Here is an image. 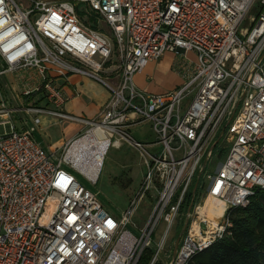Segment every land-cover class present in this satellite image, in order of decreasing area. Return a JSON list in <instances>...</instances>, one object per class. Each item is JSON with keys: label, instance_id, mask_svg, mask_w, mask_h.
Here are the masks:
<instances>
[{"label": "built area", "instance_id": "obj_1", "mask_svg": "<svg viewBox=\"0 0 264 264\" xmlns=\"http://www.w3.org/2000/svg\"><path fill=\"white\" fill-rule=\"evenodd\" d=\"M26 1L0 0V75L19 74L21 95L42 91L53 108L34 102L14 109L0 93V264H137L147 249L148 264H189L230 236L228 211L264 190V0H79L82 17H94L97 28L83 22L74 2ZM246 18L251 27L242 28ZM167 53L181 57L173 64L181 83L160 93L137 89L135 75ZM70 74L109 90L97 118L62 111L65 97L55 78ZM16 112L24 114L22 130L13 122ZM41 115L78 119L84 134L61 153L47 152L34 138ZM144 121L155 140L142 144L125 129ZM96 127L106 138L105 154L127 142L144 166L139 188L118 216L73 173L97 183L105 154L98 173L87 175L73 166L72 153ZM222 137L229 148L210 173ZM152 190L153 210L137 228L135 210ZM208 197L224 205L222 215L199 212ZM179 215L182 231L166 247ZM160 220L165 228L154 247Z\"/></svg>", "mask_w": 264, "mask_h": 264}, {"label": "rangeland", "instance_id": "obj_2", "mask_svg": "<svg viewBox=\"0 0 264 264\" xmlns=\"http://www.w3.org/2000/svg\"><path fill=\"white\" fill-rule=\"evenodd\" d=\"M15 1L18 2L20 0ZM69 1L75 3L77 9L76 11L79 15L78 11L83 8V4L72 0ZM250 15H256V10H252L250 12ZM82 20L83 22L87 21V23L92 26L96 25L94 17H90V19L83 17ZM98 26L106 34H109V28L105 23L100 21L98 23ZM241 27H251L249 18H246L242 22ZM113 40L114 39L112 38V41ZM187 58L191 61H195L196 56L193 53H188ZM177 60H181V57L175 58L172 54L167 53L160 59L149 62L142 71L145 86H153L157 89V91L164 92L167 90H171L175 88V86L179 85L182 81L181 76L177 74L173 69L174 61ZM18 75L19 74L16 75V73L9 72L0 75L1 96L7 101L8 105H11L14 109H18L25 105H31L35 102L33 101V97L35 96V94L27 98L21 95L20 90L22 89L21 85L23 84V81H20ZM134 82L137 89L146 92V90H144V86H140L138 84V82L136 81V77L134 78ZM40 93L44 95L42 91L38 92V94ZM44 98L45 96H43L42 99ZM188 100L189 97L185 100V103L188 102ZM23 118V113L16 112L13 115V122L15 126L20 130H22V128H25ZM125 132L133 137L134 140L142 144L149 143L155 140V133L153 132L152 124L149 121H144L133 127L127 128L125 129ZM82 134H84V126L75 137H79ZM228 148L229 144L225 143L222 137L218 141L214 149L213 157L210 161L209 166L210 173H214L217 170L218 166L224 161ZM57 153H61V148L57 150ZM73 173L75 174L77 180L84 187L98 194V198L105 209H107L113 215L118 216L120 212L128 206L129 201L135 195V192L139 188L144 175V166L142 164V160L138 151L131 147L127 142H122L121 146L119 147H109L104 156L96 184H91L90 182H88L77 171H73ZM200 190V187H198L196 190V195L200 193ZM155 197L156 192L152 190L148 192L145 198L142 199V201L138 204L135 210L134 217L132 219L137 228L142 227L145 224L148 216L151 214L153 205L155 203ZM129 228H131V226ZM164 228L165 223L160 220L156 227L155 234L152 237L154 247L157 243V237L160 235ZM182 228L183 217L179 215L175 219L171 230L169 231L166 247L171 243V240L175 235L181 233ZM172 248L173 245L171 244L165 254H169ZM162 257L163 254L160 256V258Z\"/></svg>", "mask_w": 264, "mask_h": 264}, {"label": "crops", "instance_id": "obj_3", "mask_svg": "<svg viewBox=\"0 0 264 264\" xmlns=\"http://www.w3.org/2000/svg\"><path fill=\"white\" fill-rule=\"evenodd\" d=\"M72 1L79 2V0ZM18 3L26 4L27 1L20 0ZM30 74L33 76L35 73L32 71ZM135 77L138 84L144 86L146 92L160 93L153 86H145L142 72L136 74ZM55 82L65 97L62 111L78 119L93 120L97 118L110 98L109 90L101 82L78 74H70L67 78L56 77ZM31 83H37L36 78L33 77ZM37 94L35 93L33 101L49 109L53 108L46 98L42 99L44 96L42 93ZM78 119L69 120L51 115H41V123L34 138L47 152H56L81 131L84 123Z\"/></svg>", "mask_w": 264, "mask_h": 264}, {"label": "trees", "instance_id": "obj_4", "mask_svg": "<svg viewBox=\"0 0 264 264\" xmlns=\"http://www.w3.org/2000/svg\"><path fill=\"white\" fill-rule=\"evenodd\" d=\"M78 13L83 18V12ZM227 217L231 235L195 255L189 264H264V190L256 191L245 207L229 210ZM150 257L147 249L137 264H148Z\"/></svg>", "mask_w": 264, "mask_h": 264}, {"label": "bare ground", "instance_id": "obj_5", "mask_svg": "<svg viewBox=\"0 0 264 264\" xmlns=\"http://www.w3.org/2000/svg\"><path fill=\"white\" fill-rule=\"evenodd\" d=\"M106 148V138L100 131V127H96L92 134L82 136L74 143L72 153L77 154V156L73 159V166L87 175H96ZM85 152L87 155L84 157ZM223 211L224 205L211 197H208L199 209L201 214L216 217L222 215Z\"/></svg>", "mask_w": 264, "mask_h": 264}, {"label": "water", "instance_id": "obj_6", "mask_svg": "<svg viewBox=\"0 0 264 264\" xmlns=\"http://www.w3.org/2000/svg\"><path fill=\"white\" fill-rule=\"evenodd\" d=\"M195 190H196V184H195V186H194V188H193V192H195ZM190 208H191V205H189L188 210H190ZM177 244H178V240H177V242H176V244H175V247H174L175 250H176V248H177Z\"/></svg>", "mask_w": 264, "mask_h": 264}]
</instances>
